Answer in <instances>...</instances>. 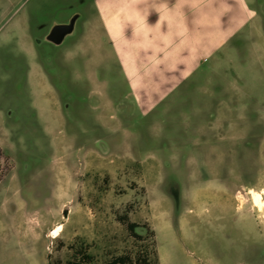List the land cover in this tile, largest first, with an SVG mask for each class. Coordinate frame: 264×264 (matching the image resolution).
Wrapping results in <instances>:
<instances>
[{"label": "rangeland", "instance_id": "rangeland-1", "mask_svg": "<svg viewBox=\"0 0 264 264\" xmlns=\"http://www.w3.org/2000/svg\"><path fill=\"white\" fill-rule=\"evenodd\" d=\"M251 190L264 0H0V264L64 261L75 236L98 263L264 264Z\"/></svg>", "mask_w": 264, "mask_h": 264}, {"label": "trees", "instance_id": "trees-1", "mask_svg": "<svg viewBox=\"0 0 264 264\" xmlns=\"http://www.w3.org/2000/svg\"><path fill=\"white\" fill-rule=\"evenodd\" d=\"M63 212H65V210ZM116 218L125 226L129 236L140 239L141 235L136 231L139 227L137 222L131 221L126 214L118 215ZM141 227L146 229L148 225L143 224ZM60 246L63 245L61 244ZM66 248L68 256L64 261L59 258L51 259L49 257L48 264H158L157 258H151L150 254L146 251L137 252L134 256L127 252L114 254L104 262L98 263L95 256L90 252L91 244L85 242L79 236H75L72 241L66 245Z\"/></svg>", "mask_w": 264, "mask_h": 264}, {"label": "water", "instance_id": "water-1", "mask_svg": "<svg viewBox=\"0 0 264 264\" xmlns=\"http://www.w3.org/2000/svg\"><path fill=\"white\" fill-rule=\"evenodd\" d=\"M77 15L78 14L72 15L67 23L53 24L45 36L46 40L55 44L61 43L63 38L72 32Z\"/></svg>", "mask_w": 264, "mask_h": 264}, {"label": "bare ground", "instance_id": "bare-ground-1", "mask_svg": "<svg viewBox=\"0 0 264 264\" xmlns=\"http://www.w3.org/2000/svg\"><path fill=\"white\" fill-rule=\"evenodd\" d=\"M251 192H252L253 202L257 206L258 210L264 211V199L262 198V193L254 191V190H251ZM60 229H61V224L60 223L55 224L51 228V232L52 233L54 232V234H50V235L52 237H56L58 235V233H56V232L59 231Z\"/></svg>", "mask_w": 264, "mask_h": 264}, {"label": "crops", "instance_id": "crops-1", "mask_svg": "<svg viewBox=\"0 0 264 264\" xmlns=\"http://www.w3.org/2000/svg\"><path fill=\"white\" fill-rule=\"evenodd\" d=\"M101 15L103 16V14L101 13ZM246 201L244 200L243 202H241V203H238V205L237 206H239L240 204H246L245 203ZM248 207H249V210L251 211V212H255L256 214H257V216L262 220V221H264V214H260V213H257L256 211H255V209L249 204L248 205ZM258 210V209H257Z\"/></svg>", "mask_w": 264, "mask_h": 264}]
</instances>
